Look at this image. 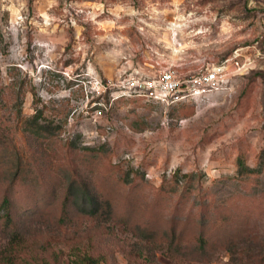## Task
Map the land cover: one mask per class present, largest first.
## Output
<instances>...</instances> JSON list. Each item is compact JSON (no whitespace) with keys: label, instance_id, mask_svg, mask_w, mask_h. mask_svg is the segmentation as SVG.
<instances>
[{"label":"rangeland","instance_id":"1","mask_svg":"<svg viewBox=\"0 0 264 264\" xmlns=\"http://www.w3.org/2000/svg\"><path fill=\"white\" fill-rule=\"evenodd\" d=\"M224 60L247 66L197 100L134 83ZM69 175L110 208H64ZM5 195L39 264H264V0H0Z\"/></svg>","mask_w":264,"mask_h":264},{"label":"trees","instance_id":"2","mask_svg":"<svg viewBox=\"0 0 264 264\" xmlns=\"http://www.w3.org/2000/svg\"><path fill=\"white\" fill-rule=\"evenodd\" d=\"M39 115L40 113L37 111L35 114H33V116L29 117L26 120L27 125L31 127V134L35 133V135H39L40 133H43V131L41 130L42 126H40L41 124L39 123ZM47 130L49 131L47 132L48 136H53L55 134L54 131L52 132L50 128H47ZM48 139L49 138H46V140ZM67 146L70 150L75 148L74 144L68 140ZM96 158L97 156L93 159ZM242 164L243 163H241V165ZM19 168L20 167L17 166V169ZM75 189H80L81 191L83 199L80 207H82L83 210L80 209V207L78 208L84 211L85 214L90 215L91 217H95L103 212L104 206L110 208L107 205L110 203L109 201L107 202L106 200L105 202L107 204H103V194L98 190L96 184H92L89 182L81 183L78 177L72 178L71 175L68 176L67 186L64 191V208H68V206L74 204L78 196H80V194L76 192ZM12 206V198L8 195L3 196L0 202V217L3 219V227L10 234V237L5 246H0V264H39L25 259L21 256V246L24 244V240L22 238L20 230L18 229V226L16 225ZM199 240L200 245H203V240ZM72 264H100V259L97 256L85 254L74 259Z\"/></svg>","mask_w":264,"mask_h":264},{"label":"built area","instance_id":"3","mask_svg":"<svg viewBox=\"0 0 264 264\" xmlns=\"http://www.w3.org/2000/svg\"><path fill=\"white\" fill-rule=\"evenodd\" d=\"M228 60H224L221 65L212 66L209 69L191 74L188 77L181 78L173 70L165 69L157 76L137 78L134 83L138 91L142 89L150 90V96L157 101L167 104L178 103L187 97L197 100L206 95L207 92L214 91L220 87L222 82L228 81L231 76L242 71L246 62H238L235 60L231 67L227 65ZM98 87H103V92L109 87V84L97 82ZM183 89L185 93H180ZM175 120L165 118V125H170ZM185 119L177 120V125L181 126L185 123ZM112 126H108L111 129Z\"/></svg>","mask_w":264,"mask_h":264}]
</instances>
